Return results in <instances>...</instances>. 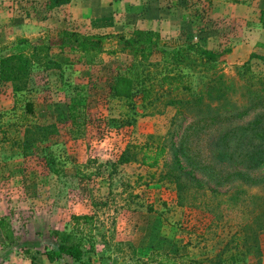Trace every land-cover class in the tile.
<instances>
[{
  "label": "rangeland",
  "instance_id": "rangeland-1",
  "mask_svg": "<svg viewBox=\"0 0 264 264\" xmlns=\"http://www.w3.org/2000/svg\"><path fill=\"white\" fill-rule=\"evenodd\" d=\"M13 1L0 0L8 8L0 10V19H6L0 53L9 56L24 47L12 62L25 70L15 79L0 74V217L14 231L7 239L0 228V264L34 263L57 240L52 230L71 222L70 214L84 213L92 216L91 224L80 222L84 246L92 245L96 263L158 264L147 259L159 250L188 255L198 264H264V226L250 231L236 250L234 236L251 214L228 195L241 189L264 196V182L234 181L207 195L200 190L191 203L179 202L172 175L179 169L172 164V146L197 112L234 115L260 101L242 117L188 132L191 149L204 154L218 153L212 143L218 136L264 112V55L251 58L239 46L255 23L251 17L259 13L261 21L264 0H158L169 14L180 6L179 14L165 18L175 17L181 34L162 38L198 41L218 54V66L184 68L188 87L168 91L160 83L165 69L159 54L152 53L140 68L148 74L147 86L153 83L148 100L141 90L131 100L111 93L118 73L138 61L119 34L88 65L74 41L61 40V30L76 29L21 26L14 17L24 9L11 10ZM87 31L76 32L95 34ZM181 108L186 112L179 118ZM163 142L159 163L142 164L141 151Z\"/></svg>",
  "mask_w": 264,
  "mask_h": 264
},
{
  "label": "trees",
  "instance_id": "trees-1",
  "mask_svg": "<svg viewBox=\"0 0 264 264\" xmlns=\"http://www.w3.org/2000/svg\"><path fill=\"white\" fill-rule=\"evenodd\" d=\"M61 1L64 0H54V2ZM261 21L264 23V9L261 12ZM60 32L63 37L62 42H65V38H67L76 43L77 49L82 53L83 62L88 65L96 61L105 43L119 34L123 39L125 50L133 57H137L135 60L138 61L133 60L125 71L118 73L114 79L111 93L128 100H131L139 90L144 93L143 100H148L153 83L147 86L148 74L142 73L140 68L141 62H147L152 53L159 54L161 66L165 69L160 77V83L168 91H179L188 87L187 73L183 72L182 69L196 68L197 66L213 69L218 66V54L214 50L203 47L198 41L177 44L173 41L164 40L161 33L154 29H135L129 36L113 32L82 34L69 29H63ZM24 41L26 42V40ZM34 48L40 47L35 46ZM23 50L24 47H19L15 53H11L9 56L0 53V74L5 79H15L19 74L24 73V67L13 65L12 62L16 54L22 53ZM140 86L142 87L139 89ZM257 101L259 100H255L243 112L234 115L197 112L195 119L184 128L182 139L177 142L178 145L172 146V164L179 167L175 173L172 172L178 184L179 202H183V200L195 201V198L201 193L200 190L203 191V195H207L208 190L210 193L219 191V187L228 186L234 181L242 182L245 185H256L264 182V170H260L264 165V112L251 119L247 125L234 128L218 136L212 142L216 144L215 149L218 150L216 154H204L192 150L191 134H188V132L197 133L198 130L207 128L214 123L242 117L248 112L250 105L251 107L255 106ZM185 112L181 108L179 118ZM165 150L164 142L143 149L141 151L142 164L157 165L164 156ZM181 178H186L187 181L183 183ZM193 190H195L194 193ZM239 194H242L241 199L238 198ZM228 195L229 200H234V203L235 201L237 203L242 202L246 213L251 214L250 220L240 223L239 230L234 236L233 241H235V248L238 250V243L241 239L248 238L250 231L264 226V196L246 195L241 189H236L234 192L229 191ZM190 199L191 201H189ZM204 204L208 203L204 200ZM71 218L75 224L72 229L55 228L52 230V234L57 237V240L50 249L44 251V254L50 262L65 259V264H102L93 261L91 257L94 254L92 245L88 248L84 246L85 231L80 222L91 224L92 216L72 214ZM0 228H2L7 239L13 237L14 231L8 225L6 216L0 217ZM91 231L90 228L88 230L89 235H91ZM78 232L81 234L78 235ZM236 254H231L232 262ZM188 260V255L177 256L159 250L151 251L148 257V261H156L158 264H198Z\"/></svg>",
  "mask_w": 264,
  "mask_h": 264
},
{
  "label": "crops",
  "instance_id": "crops-1",
  "mask_svg": "<svg viewBox=\"0 0 264 264\" xmlns=\"http://www.w3.org/2000/svg\"><path fill=\"white\" fill-rule=\"evenodd\" d=\"M13 2H11V10L17 13L18 10L24 9L23 15L17 14L14 17L15 19L18 17V21H23V24L19 25L37 30L43 29L42 26L64 25L76 31L89 30L92 31L91 33L125 32L131 35L135 29H154L166 37H177L181 34V23L175 22V17H170L169 20L165 18L174 11L175 14H179L180 6L171 7L172 12L169 14V10H165L158 0H64L54 3L51 0H15ZM6 9L8 10L3 5L0 6V10ZM258 10L261 8L259 7ZM42 11L43 15L40 14ZM251 19L255 23L248 27L244 40L239 46L243 47L245 52L253 53L251 58L259 60L264 55V23L260 21L259 13L254 14ZM4 21L6 19H0L2 27L5 26ZM71 216L72 214L68 217L71 222L65 220L57 227L70 229L71 224L74 226ZM33 260L34 263L27 264L57 263L50 262L44 253Z\"/></svg>",
  "mask_w": 264,
  "mask_h": 264
}]
</instances>
